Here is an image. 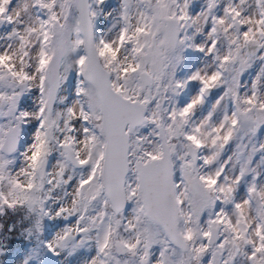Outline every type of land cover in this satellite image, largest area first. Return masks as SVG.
Wrapping results in <instances>:
<instances>
[{
  "label": "snow or ice",
  "instance_id": "1",
  "mask_svg": "<svg viewBox=\"0 0 264 264\" xmlns=\"http://www.w3.org/2000/svg\"><path fill=\"white\" fill-rule=\"evenodd\" d=\"M0 264H264V0H0Z\"/></svg>",
  "mask_w": 264,
  "mask_h": 264
}]
</instances>
